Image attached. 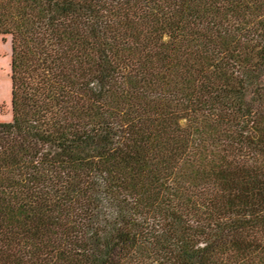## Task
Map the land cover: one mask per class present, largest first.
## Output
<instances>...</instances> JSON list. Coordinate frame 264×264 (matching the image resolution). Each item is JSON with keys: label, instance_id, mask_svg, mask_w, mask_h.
Returning <instances> with one entry per match:
<instances>
[{"label": "trees", "instance_id": "trees-1", "mask_svg": "<svg viewBox=\"0 0 264 264\" xmlns=\"http://www.w3.org/2000/svg\"><path fill=\"white\" fill-rule=\"evenodd\" d=\"M0 264H264V0H0Z\"/></svg>", "mask_w": 264, "mask_h": 264}, {"label": "rangeland", "instance_id": "rangeland-1", "mask_svg": "<svg viewBox=\"0 0 264 264\" xmlns=\"http://www.w3.org/2000/svg\"><path fill=\"white\" fill-rule=\"evenodd\" d=\"M9 60V37L0 35V121H8L11 118Z\"/></svg>", "mask_w": 264, "mask_h": 264}]
</instances>
